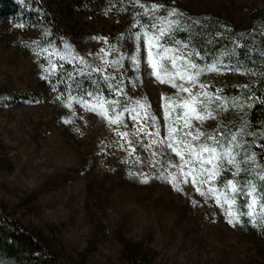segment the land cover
Here are the masks:
<instances>
[{"label":"rangeland","instance_id":"374dc122","mask_svg":"<svg viewBox=\"0 0 264 264\" xmlns=\"http://www.w3.org/2000/svg\"><path fill=\"white\" fill-rule=\"evenodd\" d=\"M42 1L64 26L69 55L79 47L113 84L111 116L119 113L120 120L110 124L73 107L61 81L42 77L43 65L29 49L38 39L34 26L1 19L0 216L39 236L63 264H264V221L233 227L228 208L210 190L217 176L202 186L203 194L190 180L178 191L169 177L178 169L169 163L180 164V157L166 146L169 127L180 129L177 139L185 131L204 133L196 145L231 146L240 170L221 163L219 173H243L261 203L264 138L252 132L250 115L264 108V62L247 72L207 67L192 44L166 39L183 24L214 23L226 39L241 42L264 31V0ZM152 4L164 7L152 10ZM171 9L177 12L169 16ZM161 26L168 29L163 36ZM152 35L159 37L152 47L156 70L148 59ZM185 69L194 74L191 82L174 75ZM169 76L193 95L207 93L198 97L203 119L191 116L187 128L181 105L189 94L173 87ZM17 94L30 98L14 102ZM157 129L158 137L146 134ZM253 153L255 159L245 161Z\"/></svg>","mask_w":264,"mask_h":264},{"label":"trees","instance_id":"16d2710c","mask_svg":"<svg viewBox=\"0 0 264 264\" xmlns=\"http://www.w3.org/2000/svg\"><path fill=\"white\" fill-rule=\"evenodd\" d=\"M17 17L21 21L34 26L38 39L30 42L31 51L43 65L42 77L49 84L62 82L63 89L69 97L73 107H82L84 110L103 117V104L108 114L112 115V100L114 99L113 84L104 74L94 71L96 65L91 62L84 52L75 48L69 55L65 46L64 26L58 22L53 12L42 0H0V20ZM186 25V26H185ZM211 25L183 24L167 36L170 42H186L203 59L206 66L212 63L225 70L247 72L252 70L259 60L264 62V31L256 30L244 36L241 42L233 41L228 34L222 33ZM50 64L57 67L47 71ZM260 92L264 94L263 82L260 83ZM91 93V95H89ZM28 94H17L13 101L29 100ZM253 133L257 138H264V108H259L250 115ZM106 118V117H105ZM262 158V157H261ZM233 180L241 189L236 194L231 192L227 181ZM211 189H218L221 195V206L224 204V194L229 199H234V211L241 213L243 227H259L264 218L257 210L256 223L250 222L245 214L250 202L248 197V181L243 173L235 176L232 171L222 170L211 183ZM262 201L264 203V180L259 185ZM213 198L215 194L211 191ZM0 264H63L55 255L46 252V246L39 236L28 232L18 223L11 225L4 217L0 216Z\"/></svg>","mask_w":264,"mask_h":264},{"label":"snow or ice","instance_id":"6c2138e0","mask_svg":"<svg viewBox=\"0 0 264 264\" xmlns=\"http://www.w3.org/2000/svg\"><path fill=\"white\" fill-rule=\"evenodd\" d=\"M139 0H137V3ZM140 7H145L144 5H140ZM164 5L162 4H152L151 9L156 10L158 8H162ZM148 9L145 8V12H147ZM177 12L176 9H171L169 11V16L174 15ZM162 22V24L166 21V18L160 17L159 18ZM169 27L171 26V22H167ZM152 27H156L155 24L152 25ZM168 29L161 26L159 28L160 35L163 36L165 32ZM148 33L145 32V36H147ZM137 39L140 37V33H136ZM104 39V38H101ZM159 37L156 35H152L148 39V59H149V64L150 66L156 70L158 68V61L157 59L153 56L152 52V47L153 43L155 41H158ZM158 46V45H157ZM103 49L101 50V53H103ZM172 51L171 49H165V52ZM101 59H104V56H101ZM160 59L163 60L164 57L160 56ZM180 59H184V57H180ZM171 62L173 67H176V57L171 58ZM105 63H110V61H105ZM189 66L192 69L196 68V65L191 63L189 61ZM57 65L55 64H50V67L47 69V71H51L55 69ZM94 71H102L101 68H96ZM158 74V73H157ZM165 75H169L168 73L165 72ZM175 76H179L181 80H188L191 82L194 79V74H189L188 71L185 69L183 72L177 71L174 73ZM169 82H172L173 87H178L180 91L188 93L189 98L185 99L182 101V107L185 109L184 112V126L187 128L189 124V118L193 115L196 116L197 119H203L202 116L199 115L198 112V104H202L203 101L199 100L198 97L201 95H207V93H197L195 95L192 94V91L190 88L184 87L183 85H177L176 83L173 82L171 76H169ZM203 88V85H201ZM91 95V93H89ZM99 107L102 109L103 114L105 117L109 120L110 124H117L119 123L120 120V114L117 113L115 117L110 116L108 114L107 109H104L103 104L99 105ZM141 108L144 107V105H140ZM165 118L168 117V108L167 106L165 107ZM208 115H211L209 113ZM135 119V117H133ZM153 122L155 123V117L152 118ZM67 122V121H66ZM138 132L145 133L146 129L143 127H140L138 129ZM180 129L174 128V127H169L168 129V136L166 138V146L168 148H171V150L180 157V164H171L169 163V167L172 168H177L178 172L177 173H169L170 177V182L173 184L174 187L177 188L178 191H182L183 189L179 187V184L181 183H189V180L191 184L195 185L196 188L195 190L197 192H202V186L204 184L210 183L218 174H219V165L221 163H227L231 166H234L238 171L240 170V162L236 160V153H234V150L231 146H225L223 151H219L220 145L215 144L214 146H210L206 143H200L199 145H196L193 143V141L198 140L200 136H203L204 133L199 132L197 130V135H193L191 131H185L183 132V137L182 139H177L176 135L174 134H179ZM121 138H126L128 136L127 132H118L117 133ZM149 136L155 135L159 136V131L157 129L156 132H147L146 133ZM207 139L209 140H215L214 137H208ZM232 140H236V136H232ZM159 142L158 140H154L153 143ZM129 144H131V141H128ZM175 144V146H174ZM255 159V153H253L251 156H246L245 161L247 160H254ZM163 178V176H162ZM147 179V178H145ZM261 180H264V176L260 177ZM227 186L231 188V192L233 194H236L238 191L241 189L238 188L237 184L234 183L233 180L227 181ZM211 191L214 192L216 202L217 204H221V195L219 194L218 189H211ZM256 193V187L254 184L249 183L248 187V197L250 202L247 205L248 211L245 213L249 218L250 222L253 224L256 223L255 217L257 214V209H259V212L261 214V218H264V203H258L257 196L255 195ZM224 204L228 205V211H227V216L229 217L228 222L235 227L236 224L241 223V213L234 211V206H235V201L234 199H229L227 194H224ZM223 206V205H222Z\"/></svg>","mask_w":264,"mask_h":264}]
</instances>
